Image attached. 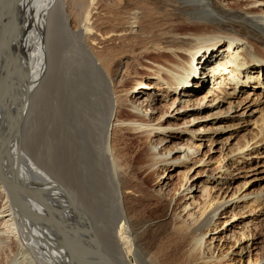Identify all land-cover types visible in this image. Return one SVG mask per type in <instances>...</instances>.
I'll return each instance as SVG.
<instances>
[{
	"label": "bare ground",
	"instance_id": "obj_1",
	"mask_svg": "<svg viewBox=\"0 0 264 264\" xmlns=\"http://www.w3.org/2000/svg\"><path fill=\"white\" fill-rule=\"evenodd\" d=\"M70 2L74 4L70 0H0V241L16 244L7 264H104L96 250L111 264H176L168 257L156 259L151 252L155 241L139 235V222L124 204L125 174L113 156L112 140L123 132L144 138L148 172L200 164L208 142L207 154L218 151L246 179L254 177L264 160V118L259 128L252 123L258 112L248 104L253 95V89H248L264 79V0H119L117 9L99 0H76L69 14ZM103 16L114 17L116 24L109 25L116 31L104 33L103 25L109 21H100ZM171 17L178 22H171ZM112 37L122 43L141 38L154 56L144 67L146 74L128 90H117L121 81L115 83L117 76L105 74L103 59L93 51ZM67 42V54L76 53L81 59L86 54L92 72L104 75L105 103L101 102L94 120L102 160L116 189L117 209L110 223L107 211L100 215L85 204V184L78 178L71 182L72 175L68 183L73 190H69L33 160L29 145L25 148L23 143L33 101H42L43 93L41 97L37 88L47 84ZM255 45L263 55L254 51ZM239 95L244 103L237 102ZM203 110L211 112L194 116ZM251 124L254 138L231 145L237 137L231 132L246 131ZM213 136H219L218 140ZM227 171H217L218 177L210 181L209 175L184 177L177 199L164 198L166 187L158 193L166 200L168 219L173 209L179 210L175 231L183 246V264H264V260L251 263L250 247L242 246L249 240L248 228L240 226L242 215L230 212L218 231L225 232L219 243L233 242L239 250L229 247L221 253L220 245L205 242L211 232L216 234L217 228L210 225L220 224L222 208L259 197L235 194L212 205L209 182L223 183ZM196 182L199 189L189 194V183ZM93 193L89 195L95 199ZM237 208L233 205L232 210Z\"/></svg>",
	"mask_w": 264,
	"mask_h": 264
},
{
	"label": "rangeland",
	"instance_id": "obj_2",
	"mask_svg": "<svg viewBox=\"0 0 264 264\" xmlns=\"http://www.w3.org/2000/svg\"><path fill=\"white\" fill-rule=\"evenodd\" d=\"M70 1H73L74 4L76 2V0ZM99 1L108 6L112 5L113 9H117L120 4L119 0ZM74 4L72 5V2H70L69 14H72V11H74ZM106 20L109 22L103 25L104 33L106 31H116V29H112V26H110L114 23L116 24L114 17L105 19L103 16L100 19V21ZM170 21L173 23L178 22L176 17H171ZM69 25L71 27L72 22ZM69 47L70 43L67 42L62 53L59 49L61 53L60 59L59 62L54 63L55 68L50 79L47 78L48 82L46 85L43 84L42 87L37 88V93L40 96L43 93V97L41 96L42 101L38 102L36 99L33 101V109L32 107L30 108L24 127L23 143L24 146L25 144L29 145L28 148L31 150L29 154L32 155L33 160L39 161L38 163L45 170L47 167L49 173L52 171L51 175L58 177L69 190H73L69 184V179H71L72 175L74 178L71 179V182L75 178H78L82 184H85L87 190L84 195L85 204L88 203L95 207V210H98L100 215L104 211H107L106 220H109L110 223L111 217H113L117 209L115 199L116 189L112 186L110 171L102 160L103 154L97 137L96 119L94 120L95 112H98L102 108L101 104L105 103L106 86L103 78L104 75L101 74V77H98L92 72L94 69L86 54L81 53L82 59L76 53L68 52L67 54L66 52ZM253 48L256 53L263 55L262 48L259 45H255ZM93 51L94 54L99 53V57L103 59L105 74L108 77L117 76L115 83H120L119 81H121L120 86H117L118 91L134 87L141 80L140 78L146 74L144 67L147 65V62L154 59L153 54L150 53V48L145 45V41L141 38L137 41L128 40L122 43L118 42L116 37H112L103 47L99 49L94 48ZM73 54H76V56H73L72 58L74 59H71L70 56ZM125 63L128 64L127 67ZM43 81H46V76L43 78ZM66 84L68 87L64 89ZM251 84V88L247 89L248 91L253 89V93H251L253 95L248 100V104L252 107L251 109L258 112L256 120L253 119L252 123L259 128L264 118V79L260 78V84L256 81ZM239 96L241 98L237 102L242 101L244 103L242 96ZM137 97L135 96L130 100L129 105ZM209 112L211 111L203 110L200 113L194 114V116ZM124 115H127L126 111ZM168 122L170 121L167 120ZM180 123L181 121L178 124ZM70 124H73V126ZM254 125L247 126V133L244 137H240V135L245 130H241L242 132L240 130L231 132L234 136H237L231 142V145H242L246 139L254 138L253 133H256L255 129H253ZM223 136L226 135L222 134ZM27 137L29 142H25ZM141 138L128 132L116 133L112 140V153L125 174L124 189H122L124 193H127L124 198L125 207L129 215L139 222V235H142V238L146 241L151 240L152 243L155 241L151 252L156 255L154 256L156 259L162 260L168 257L176 264H183V246L175 231V228L179 224V210L173 209L174 215L168 219L166 217L167 206L165 199L178 198L180 184L186 176L202 175L201 179H205V176L209 175L208 181H210L211 177H218L216 174L220 170L228 169L230 175L228 171L225 173L224 176L227 178L222 181L223 183L219 181L217 183L213 181L209 182L208 186L211 190H209L208 198L212 205L222 200H229L235 194L247 195L249 198H253L254 195L259 197H256L255 202L248 200L241 202L234 201L230 202L226 206L228 208L225 210L222 208L219 212L221 213L220 217H223L219 218L218 222L220 224H216L217 221H214L210 225L211 228L215 226L217 232L215 235L212 232V235L208 233L209 236H207L205 242L206 244L211 242V245H220L219 249H223L221 253L226 252L229 247L232 250H239V248H233V242L224 243L220 241L219 243L225 232L218 233V231H220L221 224L230 219L231 213L238 214L239 216L242 215L245 218L241 219L240 226L248 228V231L246 230L245 233H247L249 239L242 246L248 245L250 247L249 249L252 253L249 260L251 263H258L264 260V201L261 200V197L264 198V160L261 167L254 172L257 174L252 178L246 179L244 174L237 170L235 171L229 165L230 160H226V157L222 153L217 151L207 154L209 149V147H206L208 145L207 142L200 156L206 155L202 163L197 165L190 163L185 168H180L181 165L173 169L164 168L161 170L159 168L148 172L145 167L146 163H149L148 149H146L148 142H144L142 140L144 138ZM213 138L218 140L219 136H213ZM172 143L164 146V151L168 150ZM199 144L200 142L197 143V145ZM47 162L51 164L50 167ZM253 163L251 162L250 164ZM189 169L190 173L188 174L187 171ZM177 170L184 172L178 175L176 174ZM164 187L168 190V194L164 196L165 199L158 195ZM188 187L189 194L199 189L198 182L189 183ZM90 191L95 192L93 193L95 199H92L89 195ZM233 205H237L238 208L232 210ZM233 229L235 228H230V231ZM236 236L238 238V235ZM212 238L213 240H211ZM109 244V253L114 257L113 245L110 241ZM15 249L16 244L14 240L7 242L0 241V264H7L10 259L12 260ZM214 255H218L217 250ZM130 262L134 263L135 258L130 257Z\"/></svg>",
	"mask_w": 264,
	"mask_h": 264
},
{
	"label": "water",
	"instance_id": "obj_3",
	"mask_svg": "<svg viewBox=\"0 0 264 264\" xmlns=\"http://www.w3.org/2000/svg\"><path fill=\"white\" fill-rule=\"evenodd\" d=\"M70 85V84H69ZM68 87V85L66 84V86H64V89L65 88H67ZM69 93H70V87H69ZM71 126H73V124H70ZM47 170V172H48V168L46 169ZM49 173V172H48ZM51 173H52V171H50V175H51ZM53 176V175H52ZM53 178H55L57 181L59 180L58 179V177H56V176H53ZM61 182V181H60ZM62 184L64 185V183L62 182ZM30 195H32L31 193H30ZM96 253H97V255L102 259V261L104 262V264H111L109 261H107L106 259H104L103 257H102V254H100V251L99 250H96Z\"/></svg>",
	"mask_w": 264,
	"mask_h": 264
}]
</instances>
